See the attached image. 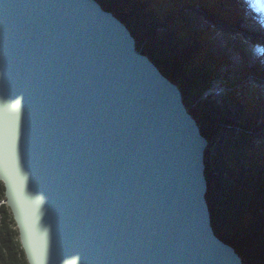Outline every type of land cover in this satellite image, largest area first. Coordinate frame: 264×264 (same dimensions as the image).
Masks as SVG:
<instances>
[{
	"label": "water",
	"instance_id": "1",
	"mask_svg": "<svg viewBox=\"0 0 264 264\" xmlns=\"http://www.w3.org/2000/svg\"><path fill=\"white\" fill-rule=\"evenodd\" d=\"M185 96L97 0H0L2 203L27 264H247L213 227Z\"/></svg>",
	"mask_w": 264,
	"mask_h": 264
},
{
	"label": "trees",
	"instance_id": "2",
	"mask_svg": "<svg viewBox=\"0 0 264 264\" xmlns=\"http://www.w3.org/2000/svg\"><path fill=\"white\" fill-rule=\"evenodd\" d=\"M195 1L97 0L104 10L112 12L131 30L144 53L183 89L195 110L190 112L201 126L209 149L212 148L206 155V176L213 227L239 252L245 263L264 264V231L261 232L264 228V144L256 146L244 132L239 136L232 133L225 136L220 127L239 121L244 131L253 126L262 128L258 118L264 117V113H258L257 108H261L258 100L240 89L229 90L255 70L263 74V69L253 66L250 70L244 65L246 75L238 68V72L229 68L220 72V65L229 61L225 57H221L225 61L215 57L209 48L211 41L209 43L207 32L195 30L196 25L185 19L183 13H178L181 4L189 7ZM231 1L209 0L208 3H219L229 11ZM228 14L229 17L223 19L232 21ZM232 19L234 26L237 19L233 15ZM233 51L243 53L238 46H234ZM172 54L176 56L179 68L173 76L163 65ZM259 60L263 67L264 57L259 56ZM214 77L215 80L220 78L226 90L221 100L197 102ZM262 98L264 100V94ZM3 201L4 186L0 181V264H27L11 212Z\"/></svg>",
	"mask_w": 264,
	"mask_h": 264
},
{
	"label": "rangeland",
	"instance_id": "3",
	"mask_svg": "<svg viewBox=\"0 0 264 264\" xmlns=\"http://www.w3.org/2000/svg\"><path fill=\"white\" fill-rule=\"evenodd\" d=\"M211 1V0H210ZM209 0H206L204 2H198L197 0L195 1L194 4L190 5L189 7H183L182 4L179 7L178 13H183L184 18L188 19L189 21H192L196 25L194 28L195 30H205L207 34L209 35V48L210 51L213 52L215 57L220 58V61H230L233 60V63L231 62L230 65L226 64V62H223L224 65H220L218 70L220 72L225 71L227 68H229L230 71L232 72H238V69H241L243 75H246V71L244 69V65L248 66V69L251 70V68L254 66L255 69H263V74H259L257 70L254 71L253 74H248L244 77L242 82L240 81L238 85L230 89L229 91H234L236 89H240L242 92H245L248 96L252 97L255 101L260 103V109L257 108L258 113L260 111H263L264 113V100L262 98L264 94V66H260L259 63L262 62V60H259V56L262 58L264 57V28L262 24H260L259 20H254V17L256 16V10L253 7L246 6L244 2H242V10L244 12V16L252 23L253 29H258L256 28L259 24L261 28H259V31H263V35L254 37L249 34V32L241 33L237 30V25L239 24L240 20L235 24V26H230L225 25L224 23L222 24H214L211 22L210 18H213L214 21L222 22V19L224 17H229L230 13V18L232 19V15L234 16V11L232 10V7L230 5L231 10L226 11L221 7V4H209ZM254 4V3H253ZM257 8L259 9V4L257 3ZM251 8V9H250ZM236 17V16H234ZM222 18V19H221ZM224 21H229L225 20ZM229 21L231 25L234 24V21ZM257 21V22H255ZM237 26V27H236ZM234 29H233V28ZM234 31H233V30ZM256 33V32H255ZM260 35V34H259ZM214 39V41H212ZM207 45V44H206ZM238 46L239 50H241L243 53H239L237 51H233V47ZM225 50V53H224ZM228 50V51H227ZM232 50V51H231ZM228 52V53H227ZM237 52V53H236ZM261 53V55H259ZM229 54V55H228ZM259 55V56H258ZM171 57V58H170ZM167 58V61H163V65L165 70L173 76V72H177L179 70L178 65H177V58L173 54ZM221 57H225V60L222 59ZM233 57V58H232ZM235 60V61H234ZM238 68V69H237ZM243 75H240L242 78ZM247 86L246 90H242ZM225 88L222 87V82L220 81V78H217L215 80L212 79L209 82V87L205 93L198 99L197 102L202 100H215V101H220L222 96L225 93ZM259 93V94H258ZM258 96V97H257ZM188 100L187 106L189 110L195 111ZM191 108V109H190ZM261 117V116H260ZM258 118V123L260 126L263 127V121L264 117ZM262 121V122H261ZM240 122H236V124L233 125H218V127H222V131L225 132V136L232 133L235 136L241 135L243 132L251 138V141L255 143L256 146H260L264 144V131L263 129H257L256 127H250L248 130H242L240 127ZM261 130V131H260ZM261 132V133H260ZM215 144V143H214ZM212 149V148H211ZM209 149V146L206 149L205 155H207V151L211 150ZM209 153V152H208ZM207 161V160H206ZM16 228V227H15ZM264 231V228H261V232Z\"/></svg>",
	"mask_w": 264,
	"mask_h": 264
},
{
	"label": "bare ground",
	"instance_id": "4",
	"mask_svg": "<svg viewBox=\"0 0 264 264\" xmlns=\"http://www.w3.org/2000/svg\"><path fill=\"white\" fill-rule=\"evenodd\" d=\"M230 2H232L230 0ZM242 2L245 3L246 6H249V7H253L255 10H256V16L254 17V20H259L260 21V24L264 25V2L263 0H233V3L231 4V7H232V10H235L234 11V16H236V19H238V21L240 20L239 24L236 26L237 31L241 32V33H245V32H249V34H251V36H254V37H258V36H261L263 35V31L260 32L259 31V28H261L260 24L256 27L258 29H253L252 27V21L250 22L245 16H244V12L242 10ZM254 3V4H253ZM257 3H260L261 6L259 7V9L257 8ZM230 8V7H229ZM231 9V8H230ZM251 9V8H250ZM231 10V11H232ZM236 21V20H235ZM257 22V21H255ZM96 24H99V25H102L104 26L103 24L101 23H96ZM235 26V25H234ZM233 26V27H234ZM264 28V26H263ZM239 29V30H238ZM101 31V30H100ZM256 32V33H255ZM104 34L106 36L107 39H110V34L109 32L107 31H104ZM247 34V33H245ZM260 34V35H259ZM229 55V54H228ZM233 58V57H232ZM235 61V60H234ZM231 62L233 63V60H231ZM230 61L227 62V65L231 63ZM242 82V81H241ZM244 88V90H246V88H248L247 86L245 87H242ZM242 93H245V92H242ZM258 100V99H257ZM259 121V120H258ZM260 122V121H259ZM262 122V121H261ZM264 122V121H263ZM264 127V126H263ZM262 127V129H263ZM261 131V130H260ZM264 131V129H263ZM261 133V132H260Z\"/></svg>",
	"mask_w": 264,
	"mask_h": 264
}]
</instances>
